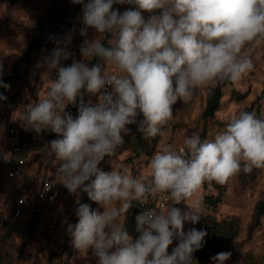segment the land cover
<instances>
[{"label": "clouds", "instance_id": "9594fccd", "mask_svg": "<svg viewBox=\"0 0 264 264\" xmlns=\"http://www.w3.org/2000/svg\"><path fill=\"white\" fill-rule=\"evenodd\" d=\"M82 4V36L89 28L111 34L115 42L105 46L97 36L84 39L82 60L64 66L71 53L56 47L45 63L57 71L46 96L26 105L23 121L37 134L50 131L58 139L49 150L59 161L57 181L70 194L86 193L104 210H93L77 199V222L68 223L73 246L91 249L97 264H194L193 253L204 246L205 229L185 233L184 223L201 219L202 198L182 212L174 205L192 198L207 183L225 185L241 171L264 168V114L241 111L212 139L193 132L183 147L165 145L149 160L150 177H134L120 164L111 171L99 165L116 156L127 125L138 123L146 138H154L173 118V105L187 103L194 91L235 83L252 71L243 54L247 43L264 36V0H73ZM115 4H132L122 13ZM144 12L149 13L145 18ZM102 59L115 71L107 72ZM2 76V66H0ZM0 87L10 85L0 79ZM110 89V90H109ZM97 96L85 105L83 95ZM0 99H6L0 94ZM78 107L73 118L68 105ZM143 116L137 121L138 115ZM164 194L172 201L166 210L148 208L135 216L138 238L124 227L133 201L149 203ZM176 238L179 243L168 253ZM114 249V250H113ZM231 252L211 259L225 264Z\"/></svg>", "mask_w": 264, "mask_h": 264}, {"label": "rangeland", "instance_id": "374dc122", "mask_svg": "<svg viewBox=\"0 0 264 264\" xmlns=\"http://www.w3.org/2000/svg\"><path fill=\"white\" fill-rule=\"evenodd\" d=\"M56 0H0V66H2V76L6 79L13 74L14 65L24 56L25 51L33 43L36 37L45 35L49 25L44 21L53 14L56 9ZM72 4L73 0H67ZM114 8L122 13L124 10L134 8L132 4H115ZM145 18L149 13L144 12ZM82 24V9L76 18L70 23L61 27L57 26L53 30L54 48H65L72 55L67 60H61V64L72 63V60H82L81 53L74 56V51L82 37L80 29ZM97 38L103 41L109 39L110 44H114L115 39L111 34H97L89 28L87 36L91 40ZM243 54L251 59L253 69L245 73L242 78L224 88V98L220 110L216 113L213 123L209 126L208 139H212L217 132L222 130L226 123L241 111L252 108V112L264 114V36L255 38L246 44ZM51 54L42 48L29 64H24L20 69L21 79L16 87L10 84V97H14V102L5 112L0 113V192L3 199L13 201L14 190L19 184L31 182L39 178L44 171L39 168L37 156L43 153V149L37 150L35 156L30 161L24 179L9 181L4 176L2 161L5 160L3 154L4 127L7 119L19 116L23 119L26 105L35 103V95L43 93L44 88L49 83V77L53 69H48L45 61ZM107 72L115 71L111 64H107ZM212 87H204L194 91L192 98L185 103L178 100L173 105V118L162 127L159 139L155 145V151L161 150L165 145H172L173 148L183 147L184 139L193 132H202L203 112L206 107L209 91ZM236 93L244 95L239 100ZM37 102V101H36ZM143 116L138 115L137 121H142ZM134 130L138 128V123L130 124ZM42 139V136H41ZM116 156L109 157L101 165L104 171H111L112 166L123 164L134 177H150L149 160L153 156L140 160L135 158L132 146L126 148H116ZM227 192L217 210L209 208L203 202L204 214H210L223 220L226 217H236L241 221V232L239 237L230 245L227 252H231V257L225 264H242L246 253L255 250L264 253V217L260 226L249 231L253 221V214L257 203L264 199V168H253L245 174L241 171L236 176L230 178L225 184ZM216 190L206 183L201 190L192 198L180 204L174 205L182 212L188 211V205L193 204L197 199L204 198L207 194H215ZM80 198V193L70 194L67 189L64 197L57 203L48 227L44 232L35 235L34 238L14 237L11 241L9 256L4 264H97V257L91 249L81 251L72 244V237L67 233L68 223L75 224L76 201ZM4 203V202H3ZM93 210L103 211L104 209L96 203ZM127 215V214H126ZM126 219V217H125ZM122 218L121 222H125ZM190 222L184 223V231L187 233ZM5 232L0 226V238ZM179 241L174 238L173 243L168 248L171 254L172 249L178 245ZM114 250V249H113ZM208 264H214L211 260Z\"/></svg>", "mask_w": 264, "mask_h": 264}, {"label": "trees", "instance_id": "16d2710c", "mask_svg": "<svg viewBox=\"0 0 264 264\" xmlns=\"http://www.w3.org/2000/svg\"><path fill=\"white\" fill-rule=\"evenodd\" d=\"M87 0H85V3ZM56 9L52 15H50L44 23L49 25L47 33L41 37H36L33 43L28 47L25 51L24 56L14 65L13 67V74L12 76L3 79L4 83L10 85L14 84L16 87L20 84L18 82L21 79L20 69L24 64H29L32 62L33 57L38 54V52L44 48L46 49L48 54L52 53L54 49V37L52 36L53 30L55 27L63 26L71 22L72 19L76 18L78 12L83 8L82 4H68L67 0H56L55 1ZM118 9V8H114ZM102 43L105 46H112L110 44L109 39L105 38ZM90 65L92 63H98L101 65L102 70H106L107 64L102 59H95L89 62ZM54 70V69H53ZM51 80V76L49 77V82ZM232 82L225 81L222 83L217 84L215 87H212L209 91V95L206 102V107L203 112V125H202V132L200 133L201 139H208L209 133V126L212 121L216 117V113L221 108V103L224 98V88L228 85H231ZM11 91L9 88L5 89L0 87V94H2L6 99H0V113L5 112V108L10 106L12 102H14V97L11 96ZM237 99L241 100L244 95L236 93ZM35 103L38 102L40 99L43 98L42 93L36 94L35 96ZM97 101V96L88 94L87 92L83 95V102L85 105L93 104ZM80 105V101H77L76 106L68 105L66 111L71 113L73 118L78 116V107ZM247 111L252 112V108L248 109ZM257 116H261L258 113ZM9 119H7L8 121ZM129 131L127 133H122L123 135V144L117 146V148H126L129 144L132 146L133 152L135 153V158L140 160L144 159L145 157H150L153 152L155 151V145L158 142L159 135L154 138H146L145 135L136 128L134 130L132 125H127ZM60 137L57 134L52 133L50 131H44L42 133V139L36 136L33 131L26 130L22 134V143L27 147L33 149V157L35 156V152L39 149H43V153L37 156V161L39 163V168L43 169V174L48 176L46 173L49 171L50 168L56 167V177H57V168L59 167V161L56 160L54 153L50 152L49 150V142L53 139H58ZM3 150V149H2ZM3 154L5 160L2 161L3 164V171L5 176V171L7 167L6 161V152L5 149L3 150ZM31 159V160H32ZM109 159L108 156L104 158V160L100 163L99 167L104 161ZM41 178V175L39 179ZM19 182V181H17ZM24 184V183H23ZM22 184H19L20 186ZM206 185H208L206 183ZM212 188L216 190L215 194H207L203 198V202L213 210H217L220 204L223 202V199L227 192L226 185H218L213 182L210 185ZM66 188L64 190V193ZM81 203H88L92 209H94L96 202L91 201L86 193L80 192ZM173 203V202H172ZM172 203L170 207L172 206ZM140 213L139 204L133 201V206L129 209L126 219L124 222V227L126 230L131 234L136 229V221L135 216ZM264 217V199L260 200L254 210L253 214V221L250 226L249 231L252 232L254 229L260 226L261 220ZM195 227L196 229H205L208 235L204 238L205 243L204 246L195 251L193 253V261L194 264H208L217 253L225 252L228 250L230 245L239 237L241 232V221L236 217H226L223 220H219L217 217L212 216L210 214L201 213V219L195 225L189 223L188 230ZM14 237L19 238H34L35 234L31 231H24L20 229H6L5 233L0 238V264H4L9 256V249L11 246V241ZM242 264H264V253H258L255 250H250L246 253L245 257L242 260Z\"/></svg>", "mask_w": 264, "mask_h": 264}, {"label": "built area", "instance_id": "2783aa9c", "mask_svg": "<svg viewBox=\"0 0 264 264\" xmlns=\"http://www.w3.org/2000/svg\"><path fill=\"white\" fill-rule=\"evenodd\" d=\"M84 39L91 40L82 36L77 49L74 51V56H78L80 53V46ZM56 78L57 71L54 69L51 80ZM48 85L44 89L43 98L46 96ZM26 130L33 131L38 137L43 133L37 134L31 128H24L19 116H13L6 122L5 152L7 167L5 177L9 181L24 179L26 169L32 159L33 149L22 143V134ZM64 190L65 187L57 181L56 175L49 174L46 176L42 173L41 178H38L35 182L31 184L24 182V184L18 186L14 190V199L11 202L3 199V194L0 192V226L3 231L12 228L31 231L35 235L44 232L52 217L53 208L63 197ZM171 203L172 201L167 199L164 194H159L156 199L149 197V203L139 204V208L140 212L151 207H155L157 210H166ZM130 235L133 239H136L139 233L135 229Z\"/></svg>", "mask_w": 264, "mask_h": 264}, {"label": "crops", "instance_id": "0c3cea01", "mask_svg": "<svg viewBox=\"0 0 264 264\" xmlns=\"http://www.w3.org/2000/svg\"><path fill=\"white\" fill-rule=\"evenodd\" d=\"M63 65H70V63H64ZM47 87V86H46ZM45 87V88H46ZM44 88V89H45ZM43 93H44V90H43ZM43 93H42V95H43ZM21 124H22V126H24V128H26V129H29V128H27L26 127V125H25V123H24V121H23V119H21ZM4 132H6V123H5V127H4ZM42 136V135H41ZM41 136H39V138H41ZM5 146H6V133L4 134V140H3V150L5 149ZM6 161H7V158H6ZM47 175H49V174H54V175H56V167L54 166L53 168H50L49 169V171L46 173ZM24 178H26V177H24ZM38 178H35L33 181H31V182H26L27 184H31V183H33V182H35L36 180H37ZM65 194V193H64ZM63 197H64V195H63ZM62 197V198H63ZM61 198V199H62ZM59 203V202H58ZM57 205V204H56ZM56 205L54 206V208H53V211H52V215L54 214V211H55V207H56Z\"/></svg>", "mask_w": 264, "mask_h": 264}]
</instances>
